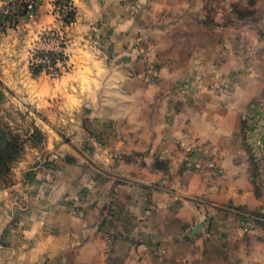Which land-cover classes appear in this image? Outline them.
I'll return each mask as SVG.
<instances>
[{
	"label": "crops",
	"instance_id": "crops-1",
	"mask_svg": "<svg viewBox=\"0 0 264 264\" xmlns=\"http://www.w3.org/2000/svg\"><path fill=\"white\" fill-rule=\"evenodd\" d=\"M167 1L73 0L72 83L40 90L57 135L0 189V264H264V145L242 136L240 104L172 100L186 72L160 56ZM53 7L25 25H56Z\"/></svg>",
	"mask_w": 264,
	"mask_h": 264
},
{
	"label": "rangeland",
	"instance_id": "rangeland-1",
	"mask_svg": "<svg viewBox=\"0 0 264 264\" xmlns=\"http://www.w3.org/2000/svg\"><path fill=\"white\" fill-rule=\"evenodd\" d=\"M4 1L0 14L9 17H0V189L14 183L15 168L23 158L46 149L55 130L48 124L50 116L38 105L40 90L49 91L52 80L60 88L72 83L61 79L73 70L69 45L78 36L76 18L70 23L65 20L71 3L76 8L73 0H54L56 25L44 28L39 24V33L29 30L23 20L34 12L29 0ZM23 2L29 11L19 16ZM166 4L175 16L160 23V56L173 72H186L172 82V100L185 96L190 104L207 98L240 104L245 110L240 118L242 136L257 139L263 146L264 0H169ZM225 40L231 42L230 55L235 61L228 66L230 72L218 68L228 51ZM37 65L42 69L39 74L33 72ZM37 77L39 97L34 86ZM63 97L56 96V103L66 99ZM241 217L245 223L252 221L245 213Z\"/></svg>",
	"mask_w": 264,
	"mask_h": 264
},
{
	"label": "trees",
	"instance_id": "trees-1",
	"mask_svg": "<svg viewBox=\"0 0 264 264\" xmlns=\"http://www.w3.org/2000/svg\"><path fill=\"white\" fill-rule=\"evenodd\" d=\"M68 1V3L71 1V0H67ZM23 5V9L24 10H22V12L19 14V16H26L27 14H28V11H29V9L27 8V2H23L22 3ZM37 9V6H35L34 8H33V11H35ZM76 15H77V12H76V8L73 6V4L71 3V10L69 11V13L67 14V16H66V18H65V20L67 21V22H72V21H74L75 20V18H76ZM0 17L1 18H3V17H9L8 15H6V14H3V13H1L0 14ZM41 65H37V67H34L33 68V72L35 73V74H39V72H41ZM14 159V157H12V158H10V160H13Z\"/></svg>",
	"mask_w": 264,
	"mask_h": 264
},
{
	"label": "built area",
	"instance_id": "built-area-1",
	"mask_svg": "<svg viewBox=\"0 0 264 264\" xmlns=\"http://www.w3.org/2000/svg\"><path fill=\"white\" fill-rule=\"evenodd\" d=\"M39 3V0H29V8L33 9L35 6H37ZM251 223L248 221L246 224H245V229H248L249 225Z\"/></svg>",
	"mask_w": 264,
	"mask_h": 264
}]
</instances>
